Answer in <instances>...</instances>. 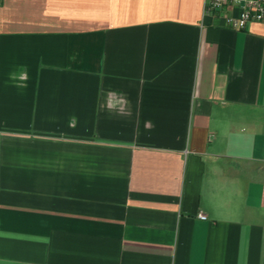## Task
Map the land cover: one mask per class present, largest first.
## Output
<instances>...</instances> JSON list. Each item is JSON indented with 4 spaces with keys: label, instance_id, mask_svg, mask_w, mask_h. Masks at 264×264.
I'll use <instances>...</instances> for the list:
<instances>
[{
    "label": "crops",
    "instance_id": "1",
    "mask_svg": "<svg viewBox=\"0 0 264 264\" xmlns=\"http://www.w3.org/2000/svg\"><path fill=\"white\" fill-rule=\"evenodd\" d=\"M205 3L0 0V264H264V19Z\"/></svg>",
    "mask_w": 264,
    "mask_h": 264
},
{
    "label": "built area",
    "instance_id": "2",
    "mask_svg": "<svg viewBox=\"0 0 264 264\" xmlns=\"http://www.w3.org/2000/svg\"><path fill=\"white\" fill-rule=\"evenodd\" d=\"M239 5L242 13L239 16L226 14V23L233 29H246L251 22H260L264 19V0H206L208 11H225L228 6ZM201 219H207L205 214L199 215Z\"/></svg>",
    "mask_w": 264,
    "mask_h": 264
}]
</instances>
